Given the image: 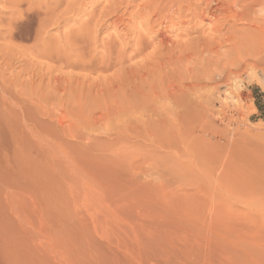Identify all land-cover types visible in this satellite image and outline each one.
Returning <instances> with one entry per match:
<instances>
[{"label": "rangeland", "instance_id": "obj_1", "mask_svg": "<svg viewBox=\"0 0 264 264\" xmlns=\"http://www.w3.org/2000/svg\"><path fill=\"white\" fill-rule=\"evenodd\" d=\"M2 3L0 20L11 15ZM83 17L50 35L73 37ZM134 19L127 24L133 33L123 35L122 25L97 29L86 45L90 66L85 38L76 41L71 57L82 48L84 59L77 57L80 68H61L71 76L63 100L29 82L23 61L0 64V264H264V70H243L225 45L145 77L140 66L152 48L133 54ZM175 21L173 35L196 19ZM26 29L14 48L32 45ZM209 30L203 27L216 35ZM129 38L122 67L100 60ZM189 76L199 77L197 88L188 87ZM180 82L177 102L146 111L155 103L152 86L167 93L165 85ZM29 128L66 156L48 153Z\"/></svg>", "mask_w": 264, "mask_h": 264}, {"label": "bare ground", "instance_id": "obj_2", "mask_svg": "<svg viewBox=\"0 0 264 264\" xmlns=\"http://www.w3.org/2000/svg\"><path fill=\"white\" fill-rule=\"evenodd\" d=\"M0 1L4 3V5L2 6H4L5 8L7 7V11L5 10V12H9L11 14L9 15L7 19L6 17L5 19L2 18L5 21L0 20V22L2 23L4 22L2 24L3 27L0 28V59H1L0 64L2 63L3 66H5V68L8 69L14 64L15 61H19V62L23 61L22 64L20 63L22 68L21 69L19 68V69L23 72V75L24 73L27 75L28 79L30 80L29 82L31 83L37 82L38 85H44L45 89L49 93L58 94V95L60 94L61 96L59 97V99H62V100L64 99L66 94H68L67 91H68V86H69V81L71 79V76L69 73L63 72L62 70L64 69L61 70V68L65 67L67 69V67L76 65L77 64L76 61L78 58L84 59V54H83L84 50L82 48L80 51H78V56H77L78 58L74 56L71 57L72 52L75 51L74 48L72 47L76 45V41L77 43H79L78 41H81V40L83 41V38H85L84 41L86 42V44H84V46H85V52H86V47L88 45L91 46V44L95 41L96 39L95 33L98 28L105 29L106 27H113L116 30L122 25L123 35L128 34V33H125L127 31H130L131 33H133L134 29L130 26L129 28H132V29L127 28L128 27L127 24L131 19H134V18H138V21H136L137 22L136 25H138L139 29L138 28L137 29L140 30V32H137L138 33L137 38L133 40L134 41V43L132 44V47H134L133 54L134 55L139 54L140 56V53L142 54V52L147 47L148 49L152 48V50L150 49L151 52L150 53L147 52L148 53L147 56L145 55L146 59L144 60V62L141 64V62L139 61L141 64L140 66L141 68L148 69V71L144 73L145 77L148 76V72L151 73L150 75H153L155 72L159 73L158 71L163 67L169 68V66L172 63L174 64L177 63V65L179 66L181 64H178V63L188 62V61L191 62L193 58L195 57L197 58L201 54L205 55V53H207L208 55L212 54L215 52L216 48L218 47L222 48V46L226 47L225 45H227L228 48L233 51L234 56H236L235 57L236 62L243 61V66L241 65L243 67V70L246 69V68L244 69V67H247V68L249 67L253 70L258 67H261L264 70V0H104L103 3H102L103 0H0ZM88 7L90 8V10L87 13ZM236 8L239 9V11ZM1 10L3 9L1 8ZM183 10L184 11L186 10V12L188 11V16L187 14L183 15ZM85 14H87V16H85L84 18L83 16ZM82 17H83V20L81 21V23H79L80 25L78 24L79 25L78 27L74 24L76 27L75 30L72 31L71 26H70V31H72L73 32L72 34H74L73 37H71L72 36L71 35V36H64L58 39L56 36L54 37L53 35L52 36L50 35L51 33H53L51 32L52 28L55 27L58 29V27L61 24L65 25V23H68V20L70 18L74 20H78L79 22L80 18ZM175 17L176 19L181 20L182 26L185 24H188L187 21L191 22L192 19H196V21L195 23L192 21L193 25L191 22V26L188 28L180 27L179 30H177V32L178 31L179 32L173 35V31L176 30L174 29L175 24L177 23L175 21ZM236 21H240V22L243 21V23L247 24L248 26L247 27L244 26L243 29L242 28L239 29L236 27L235 25L236 23H234ZM238 24L240 23H237V25ZM67 26L65 27L66 30H67ZM205 26H208L211 30H214V31H211V30L209 31L215 32L216 35L212 36V38H209L211 35L210 36L205 35L203 32V27ZM25 28H27L28 30L32 29V34L34 35V36L31 35L33 36L31 38L33 39V41L31 40L32 45H30V47L28 48H24L25 50H18L17 49L18 47L14 48V42H15V39L19 36L18 34H21V31H25ZM223 30H226V31L223 32ZM113 33H112V37H113ZM205 33H207V31ZM191 34H193L192 37H189L185 41L183 40V42H181L183 39L181 37H179L181 38V40L179 41L177 40V37L180 35L190 36ZM107 38L109 37L107 36ZM130 38L129 40H124L125 39L124 38L122 43H119L120 46L122 47H119L118 44H116L115 42L114 43L112 42L114 46L112 45V43L111 45L115 49L114 53L108 52L109 54L107 53V55L102 56L100 60L103 61L104 57H107L108 61L106 65H109V63L111 62V65L113 63L116 65H120L122 67L123 61L127 59L126 58L127 53L125 54V49L128 46H131ZM119 39L120 38H118V40ZM120 42H121V39H120ZM89 46L88 48H90ZM230 50H229V53H230ZM103 52H104V49H103ZM76 53H77V50H76ZM87 53L88 52H86V54ZM97 53H98V49H97ZM229 53H228V56L230 55ZM131 55H132V52H131ZM88 56H89V53L87 54L86 59H84L85 61L88 60L87 64L85 61L82 60L86 64V66L88 64L90 66V62L88 58H90L91 56L90 57ZM98 56L100 57L101 55L99 54ZM200 58L201 57H199V59ZM231 58L233 59L234 57H231ZM132 59H133V56H132ZM97 60L99 59H96V61ZM233 60L230 62V59H229V64L233 62L232 65L233 64L235 65L233 66L236 70L237 64H235V61ZM226 61H228V58ZM174 64L173 66H175ZM96 65L98 66V62H96ZM111 65L109 67H111ZM130 65H129V68H130ZM134 66L137 67V65H134ZM78 67L80 68V65ZM93 68L95 69V67ZM91 69H87V70L91 71ZM124 69L126 71L128 68H124ZM145 69L144 71H146ZM169 70H171V67ZM56 71L58 72V74L55 73ZM131 73H132V70H131ZM235 73H237V71H235ZM140 75H142L141 77L142 79H145L143 78V74H140ZM233 75L235 74H232V76ZM83 77L85 76L83 75ZM77 78L78 77H76V80ZM189 78H195L190 82L191 84L190 86H188L189 88H197L200 85L199 81L201 80H199V77L189 76ZM113 79H115L114 76H113ZM94 80L95 79H93L92 81ZM102 80H104V78ZM140 82L142 83V81ZM204 82H206V80H204ZM97 83H98V79H97ZM97 83H96V86H97ZM87 84L88 83L86 81L85 86H88ZM94 84L95 82L93 83V85ZM108 84L111 85V82H109ZM175 85L177 86L176 88L173 84H170L168 87L165 85V88H167V93H166V90H165V93H161L160 90H158L159 92H156V90L152 86L151 89H149L151 90L149 101L151 103L161 102L163 100L166 102L165 99L171 100L172 98L173 100L177 102V95L179 93V90H181L179 88V85H181V82ZM161 87L162 86L160 85V88ZM104 89H105V86H104ZM89 90H90V86H89ZM171 90L173 92L170 93ZM100 91L103 94L104 90L99 89L98 92ZM144 96L146 97V95ZM142 101L145 104L143 99ZM155 103H153L151 107L146 105L147 108L150 107L146 109L148 113H153V111L154 112L157 111V108H158L157 104L159 103H156V104ZM176 105L179 106L178 103H176ZM160 107L162 106L160 105ZM29 129L31 131L33 130L34 133L37 135L38 137L36 138L37 141H42V142L48 141L47 136L42 135L38 131H35L33 128H29ZM30 130L29 132L32 133ZM43 146H45L46 151L50 154L61 152L59 154L61 157L66 156V153L63 151L62 146L60 144L56 145L53 141H50V142L41 144L42 148Z\"/></svg>", "mask_w": 264, "mask_h": 264}]
</instances>
